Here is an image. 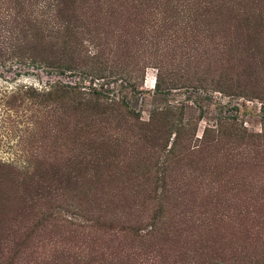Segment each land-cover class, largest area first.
<instances>
[{
	"label": "rangeland",
	"instance_id": "374dc122",
	"mask_svg": "<svg viewBox=\"0 0 264 264\" xmlns=\"http://www.w3.org/2000/svg\"><path fill=\"white\" fill-rule=\"evenodd\" d=\"M128 1L123 8H118V4L109 7L107 0H78L77 7L87 22L108 32V36L114 34L112 42H133L129 50L134 53L138 49L135 42L141 44L150 39L151 20L157 13L153 7L160 2L154 6L158 0ZM206 16L201 11L194 15L196 21L202 22L201 28L194 22L193 39L197 42L194 47L200 53L208 43V36H213L214 41L220 40L224 29L232 24L227 11L220 8L215 10L216 17ZM177 36L178 42L183 40V32ZM155 76L156 70L148 68L143 79L133 73L127 78L106 76L105 80L97 81L83 73L59 75L29 62L0 63V164L13 165L21 178L28 167L31 166L28 170L31 172L33 168L38 170L37 166H45L42 161L36 163L30 159L34 150L40 154L39 160L49 156L52 150L47 142L39 148L30 146L35 122L43 117L35 118L39 115L27 100L23 105L16 101L11 111L3 101L11 95L24 98L30 88L43 91L58 83L92 86L110 97L121 98L144 122L155 108L183 104L184 121L199 120L196 136L221 117L236 118L251 133H259L264 124V110L257 100L224 98L218 92L191 89L154 95ZM66 107L62 110L64 116L57 114L53 122L41 120V127L56 130L58 125L61 127V130L57 127L58 135L70 136L72 117L77 115L72 113L70 117ZM127 126L113 127L104 134L107 141H112L110 148L104 144L108 148L103 149L109 155L110 164L94 179L93 186L86 185L85 194L70 191L63 198L60 190L55 191L56 200L60 195L57 202L60 207L86 208L87 216H77L78 210L72 208L65 212L67 216H43L41 212L48 205H54L40 202L33 206L17 201L21 193L15 194V189H9L12 186L6 183L7 177L0 175V264H242L241 261L260 264L264 258V146L246 155L244 163L229 161L218 181L219 188L216 189L215 183L208 185L212 190L209 194L204 191L208 180H195L203 174L201 167L190 175V171L182 168L187 161L175 166L172 175L175 187L188 193L181 201L196 199L198 202L191 205H196L198 210L201 206L206 208V215L217 209L215 216H187L188 213L178 212L180 205L174 208L177 200H170L164 206L151 199L152 193H140L141 188L155 186L154 180L149 179L154 172V154L136 136L138 132L126 130ZM54 135L51 131L46 137L53 139ZM93 149L98 153L95 144ZM65 157L60 155L58 161ZM145 182L150 185L145 186ZM197 187L202 191L201 197L196 194ZM150 224L157 227L148 232Z\"/></svg>",
	"mask_w": 264,
	"mask_h": 264
},
{
	"label": "trees",
	"instance_id": "16d2710c",
	"mask_svg": "<svg viewBox=\"0 0 264 264\" xmlns=\"http://www.w3.org/2000/svg\"><path fill=\"white\" fill-rule=\"evenodd\" d=\"M107 1L109 7L118 4V8L130 3L128 0ZM221 1L223 3L217 0H158L154 6L160 4L153 7L157 13L151 20L150 39L142 40L141 44L135 42L138 49L130 53L133 42L127 39L112 42L114 34L108 36V32L83 19L77 7L78 0H0V63L29 62L59 75L83 73L97 81L105 80L106 76L127 78L133 73L143 79L146 69L153 68L156 70L154 95L181 89L214 91L224 98L257 100L260 109L264 110V0ZM218 8L227 11L232 21L228 26L231 33L228 34L229 30L225 28L217 41L208 36V43L200 53L194 47L197 45L193 39L194 22L198 27L202 22L200 19L196 21L194 15L201 11L207 14L206 17L214 18ZM176 17L180 20H175ZM168 32H172L171 35ZM178 32H183V40L179 42ZM26 93L28 99L11 95L3 105L11 111L16 101L21 105L24 100L31 102L39 115L35 118H43L35 122L30 146L39 148L40 144L47 142L45 144L52 152L39 160L40 154L34 150L30 159L36 163L42 161L45 166H37L38 170L33 168L31 172L28 171L31 166L28 167L22 178L13 165L7 164H0V175L7 177L6 183L12 186L9 189H15V194L21 193L17 201L33 206L40 202L54 205H48L41 212L43 216H65L70 208L78 210L77 216H87L86 208L64 206L63 209L57 204L58 198L60 195L64 198L70 191L82 194L86 185L93 186L94 179L110 164L107 162L109 155L104 154L103 149L108 148L104 144H109L110 148L112 141H107L104 134L113 127L128 125L126 130L137 131L136 136L153 151L154 172L149 179L154 180L155 186L141 188L140 193H152L151 199L164 206L170 200H177L174 208L180 205L182 208L178 212L188 213L187 216H215L217 209L209 211L208 208L210 214L206 215V208L201 206L198 210L196 205H191L198 202L196 199L181 201L188 193L175 187L172 179L175 166L187 161L183 164L186 167L182 168L190 171V175L201 167L203 174L196 176L195 180H208L204 191L209 194L212 190L208 185L215 183L216 189L219 188L218 181L229 161L243 162L246 155L256 153L264 146V124L259 133H251L231 117L217 119L196 136L199 120L185 122L183 104L155 108L144 122L123 99L110 97L92 86L85 88L58 83L43 91L30 88ZM64 107L70 110V117L72 113L77 115L72 117L74 123L70 136L58 135L57 127L61 130L58 125L56 130L41 127V120L53 122L52 118L57 114L64 116ZM50 130L55 134L53 139L46 137ZM62 139L64 141H60ZM243 150L247 153L244 154ZM57 154L66 156L59 159L65 160L63 164L58 161ZM52 159H57L59 164L50 162ZM213 177L217 180L213 181ZM57 190L61 193L56 200ZM196 194L201 197L199 187ZM147 227L150 232L157 226L150 224ZM149 260L152 261V257ZM241 263L251 264L249 261Z\"/></svg>",
	"mask_w": 264,
	"mask_h": 264
}]
</instances>
